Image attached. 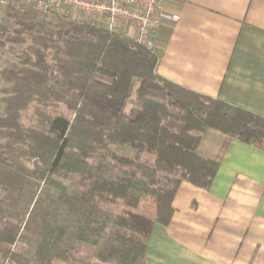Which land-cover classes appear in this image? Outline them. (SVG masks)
<instances>
[{
    "label": "trees",
    "instance_id": "trees-1",
    "mask_svg": "<svg viewBox=\"0 0 264 264\" xmlns=\"http://www.w3.org/2000/svg\"><path fill=\"white\" fill-rule=\"evenodd\" d=\"M0 46L16 59L0 67V76L11 82L0 99V189L17 196L42 190L40 182L52 180L47 172H70L78 150L87 148L121 174L82 175L87 184L71 191L70 201L94 208L98 202L124 204L111 237L98 253L86 255L68 250L77 239L88 241L77 227L13 213L0 200V264H41L38 253L16 248L35 238L40 252H64L70 264H148V239L156 223H169L179 184L208 188L217 174L219 164L196 151L207 127L264 151V117L157 75L155 53L114 33L65 20H32L12 5L0 18ZM132 95L139 103L127 108ZM33 96L63 104L72 117L49 115L42 128L25 127L20 110ZM110 145L135 153L130 157ZM15 153L40 157L42 164ZM143 200L149 203L143 206Z\"/></svg>",
    "mask_w": 264,
    "mask_h": 264
},
{
    "label": "crops",
    "instance_id": "crops-1",
    "mask_svg": "<svg viewBox=\"0 0 264 264\" xmlns=\"http://www.w3.org/2000/svg\"><path fill=\"white\" fill-rule=\"evenodd\" d=\"M163 7L178 18L155 33L156 74L264 117V0ZM196 151L219 164L217 174L208 188L179 184L169 223L148 239L147 263L264 264V151L212 127Z\"/></svg>",
    "mask_w": 264,
    "mask_h": 264
},
{
    "label": "rangeland",
    "instance_id": "rangeland-1",
    "mask_svg": "<svg viewBox=\"0 0 264 264\" xmlns=\"http://www.w3.org/2000/svg\"><path fill=\"white\" fill-rule=\"evenodd\" d=\"M20 10L28 13L32 20H52L57 21L56 17L45 15L39 11L20 6ZM5 13V9H0V18ZM51 53V52H50ZM34 52L28 51V55L33 57ZM16 61L6 48L0 46V67H4L9 63ZM11 82L0 76V99L5 97L10 89ZM139 103L134 95L128 99V106L132 107ZM5 104L0 102V109L4 110ZM65 114L70 118L72 115L61 103L51 102L50 100L38 101L35 96L27 104L26 107L20 110V121L25 127L42 128L46 124V117L55 114ZM75 148V147H74ZM109 149H113L118 153L126 154L130 157L134 155V150L126 145H110ZM23 159L29 158L31 161H36L42 164V159L37 156H20ZM79 160L75 163L74 168L70 172L60 169L53 172H47L48 178L42 180V190L35 193L28 189L24 195L17 196L5 188L0 189V200L5 205L11 207L13 213L26 211V215L34 216L38 220L45 218L54 225L74 226L77 227L80 233L86 235L88 241L77 239L75 243L69 247L71 253L95 255L100 249V245L105 239L111 237L113 230V222L118 213L121 212L124 204L122 201L101 202L97 203L96 207L80 202H71V191H81L85 188L87 181H82L81 176L86 173H98L105 176H116L121 174L119 167H112L111 164L101 160L97 152L90 151L87 148L78 150ZM140 177V176H139ZM140 185L145 181V178H139ZM149 200H143L141 204L147 205ZM92 207L93 213L87 214L86 207ZM95 242V243H94ZM39 238L32 239L30 243L17 242L16 248L32 255L38 253L41 264H70L65 258L64 252H56L53 254L40 252L38 250Z\"/></svg>",
    "mask_w": 264,
    "mask_h": 264
},
{
    "label": "built area",
    "instance_id": "built-area-1",
    "mask_svg": "<svg viewBox=\"0 0 264 264\" xmlns=\"http://www.w3.org/2000/svg\"><path fill=\"white\" fill-rule=\"evenodd\" d=\"M18 5L40 13L100 28L155 53V33L165 19L163 0H0V8Z\"/></svg>",
    "mask_w": 264,
    "mask_h": 264
}]
</instances>
